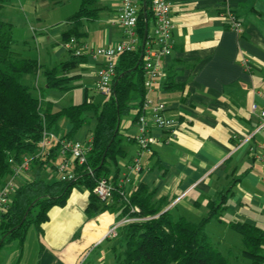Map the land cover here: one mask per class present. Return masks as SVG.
Returning <instances> with one entry per match:
<instances>
[{
  "label": "crops",
  "instance_id": "obj_1",
  "mask_svg": "<svg viewBox=\"0 0 264 264\" xmlns=\"http://www.w3.org/2000/svg\"><path fill=\"white\" fill-rule=\"evenodd\" d=\"M119 3L93 0L89 5L92 14L76 22L72 16L81 0H0V19L13 26L12 48L39 66L28 77L44 83L43 88L36 87L35 97L49 102L54 110L106 100L96 103L94 89L96 71L104 59L93 58L88 49L122 39L121 29L113 23ZM171 10L173 50L162 60L166 77L147 96L165 103L164 115L177 121L174 136L172 128H158L148 120L149 133L160 141L152 144L151 153L139 155L134 139L137 110L131 109L120 121L125 154L116 165H110L108 177L119 182L126 175L127 189L148 185L154 190L156 205L170 209L175 217L197 221L216 204L219 212L206 224L217 221L230 229L229 224L240 222L264 233L259 151H250L264 136L247 139L264 108V0H172ZM225 10L235 14L243 27L241 33L224 22ZM151 28L150 18L148 32ZM71 37L82 47L78 56L66 46ZM66 61L72 65L59 74L68 78L69 88H49L43 69ZM143 114L149 117L150 106L141 110L139 115ZM85 116L86 122L75 131L73 140L91 138L96 120L91 112ZM55 128L53 132L64 137L71 124L61 118ZM135 151L141 165L137 174L130 171ZM58 157L63 158L59 150L53 154V164L61 161ZM34 171L31 168L17 177L18 184L34 179ZM41 175L50 180L48 171ZM88 198L89 191L76 186L64 205L49 209L41 236L36 232L37 264H83L97 244L116 237L104 236L108 228L122 222L119 209L89 216ZM209 236L220 250V242ZM238 242L239 248L228 247L225 255L231 264H250L241 253L240 235Z\"/></svg>",
  "mask_w": 264,
  "mask_h": 264
},
{
  "label": "trees",
  "instance_id": "obj_2",
  "mask_svg": "<svg viewBox=\"0 0 264 264\" xmlns=\"http://www.w3.org/2000/svg\"><path fill=\"white\" fill-rule=\"evenodd\" d=\"M92 1L81 0L72 19L77 22L80 17H89ZM149 3L150 0H145V10H141L138 18L140 41L145 25L148 34L151 18ZM12 44L13 26L0 19V185L12 172L10 158L16 163L23 156L36 152L43 127L55 131L58 120L64 118L71 124L64 137L72 139L75 131L86 122V112L92 113L96 123L86 163L92 173L86 171L85 165H74L77 173L75 180L51 181L42 177L41 172L48 166L54 168L52 158L59 150L58 145L53 146L47 155L35 158L32 161L34 179L17 187L7 211L0 216V245L14 239L22 242L30 226L41 236V224L48 219L49 209L64 205L72 188L81 186L89 191L86 208L89 216L115 208L119 209L121 218L131 219L117 228L123 247L115 256V264H231L205 229L207 221L219 212L216 204H211L208 214L197 221L175 217L170 209L162 210L156 205L154 190L148 185L140 183L125 190L118 185L116 178L108 177L110 165H116L117 159L125 154L120 136L122 116L136 109L137 118L142 110L144 74L140 49L118 56L112 93L103 103L92 105L83 102L54 110L49 102H41L27 85L21 83L23 74L35 73L39 66L35 60L21 57ZM70 65L72 62L66 61L44 68L47 86L68 89V78L59 71H65ZM99 177L109 179L114 186L109 202L101 201L93 193ZM229 227L240 235L243 244L241 253L250 264H264L263 231L240 222L231 223Z\"/></svg>",
  "mask_w": 264,
  "mask_h": 264
},
{
  "label": "built area",
  "instance_id": "obj_3",
  "mask_svg": "<svg viewBox=\"0 0 264 264\" xmlns=\"http://www.w3.org/2000/svg\"><path fill=\"white\" fill-rule=\"evenodd\" d=\"M172 0H150L149 10L152 20V28L148 32L145 42L142 45L137 32V23L139 14L143 10L145 0H120L119 8L113 23L116 24L122 32V39L112 45H100L88 49V53L93 57H101L104 63L96 71L94 89L104 95L106 99L112 93V86L115 78L116 59L122 53L139 51L141 66L144 74V96L142 109L150 106V115L146 117L144 114L139 115L136 119L137 134L134 139L139 146V155L143 153H151V146L158 143L156 137L149 133L148 120L158 128H172V133L176 129L177 121L168 118L164 115L166 108L162 101L153 102L147 94L152 92L159 83L166 77L163 58L168 56L173 50L172 30L174 27L171 10ZM224 22L227 26L237 33L243 31L241 23L237 20L235 14L225 10L222 14ZM67 48L76 56L82 53V47L76 43V39L71 37L67 44ZM251 109L256 110V106L252 104ZM257 134L264 136V108L258 112V124L247 137L253 138ZM172 136V137H173ZM245 139L244 141H246ZM166 141V140H164ZM90 139L86 142H79L73 139L58 136L52 130L43 127L41 137L38 140V148L32 155L23 156L18 162L13 163L12 159L9 162L12 164V172L7 179L0 185V216L4 214L9 206L14 191L19 186L16 178L26 173L32 168V161L44 155H47L49 150L58 145L59 151L63 158L58 162L53 169L49 166L46 171L50 176L51 181H69L75 180L77 173L74 170V165L86 166L88 152L90 151ZM259 151L261 178L264 184V141L259 142L255 147L251 146L250 151ZM140 157L137 155L131 164L130 171L137 174L141 170ZM86 171L92 173L89 166H86ZM129 179L124 175L118 185L127 189ZM131 188V187H130ZM129 188V189H130ZM124 190V191H125ZM114 186L112 182L105 178L99 177L96 179L93 187V193L101 200L109 202L112 200ZM127 192H122L126 194ZM137 210V208H135ZM131 219H123L122 222L108 228L104 237L115 236L119 225L130 221Z\"/></svg>",
  "mask_w": 264,
  "mask_h": 264
},
{
  "label": "rangeland",
  "instance_id": "obj_4",
  "mask_svg": "<svg viewBox=\"0 0 264 264\" xmlns=\"http://www.w3.org/2000/svg\"><path fill=\"white\" fill-rule=\"evenodd\" d=\"M31 74L25 73L21 76L20 81L23 84L28 85L31 93L37 96V88H43L44 83L39 82V79L35 82L30 77ZM40 78V75H39ZM96 103L98 101H103L105 96L96 92ZM136 156L137 152H134ZM144 153L142 154V156ZM61 160L60 157L57 158ZM206 229L214 240L220 242V251L225 255L228 247H232V250L239 248L240 244L238 242L239 235L234 231L230 230L223 224L212 221L206 224ZM115 238L113 236H108L113 239L104 240L102 243L97 244V247L92 253H90L83 264H115V256L122 250V241L118 235ZM2 236L0 235V240ZM119 242L115 244V241ZM38 243L37 235L33 226L26 231L25 237L22 242L17 239L4 242L0 245V264H37L38 262ZM96 246V245H95ZM94 246V247H95ZM226 256V255H225ZM237 261L235 264H244ZM248 262V259H247ZM246 263V262H245ZM247 264V263H246Z\"/></svg>",
  "mask_w": 264,
  "mask_h": 264
},
{
  "label": "water",
  "instance_id": "obj_5",
  "mask_svg": "<svg viewBox=\"0 0 264 264\" xmlns=\"http://www.w3.org/2000/svg\"><path fill=\"white\" fill-rule=\"evenodd\" d=\"M143 10H145V5H144V7H143ZM146 34H147V25H145L144 36H143V39H142V45H143L144 42H145Z\"/></svg>",
  "mask_w": 264,
  "mask_h": 264
}]
</instances>
